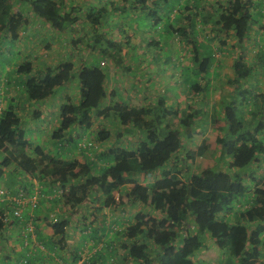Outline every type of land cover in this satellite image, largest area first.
Returning a JSON list of instances; mask_svg holds the SVG:
<instances>
[{
  "label": "trees",
  "instance_id": "trees-1",
  "mask_svg": "<svg viewBox=\"0 0 264 264\" xmlns=\"http://www.w3.org/2000/svg\"><path fill=\"white\" fill-rule=\"evenodd\" d=\"M18 1L28 3L38 17L57 30L54 35L59 37L56 42L59 46H68L72 42L69 51L73 52L74 61L81 63L78 69H74L73 61L66 59L37 68L33 57L26 56L14 64V71L20 75L19 79L15 78L17 86L22 85L27 99L35 102L49 98L55 88L72 79L78 82V98L67 99L59 106L58 124L51 131V144H55L58 150H54L55 153L46 151L44 145L31 146L23 128V115L13 99L0 111V177L11 168L13 173L38 174L42 194L32 207H38L41 199L51 205L49 211L54 214L48 221L52 226L49 239L54 237L57 242H66L72 216L83 205L91 211V217L97 219L102 207L116 204L122 208L131 200L138 201L144 209H139L129 224L117 230L123 236L118 244L123 251L114 256L112 253L116 250L113 246L105 245L80 264H98L96 261L105 255L112 257L107 264H208L196 256L200 249L209 247L207 238H210L209 244L219 250L217 264H264V166L261 171L254 170L255 166H260L257 162L264 155V135L261 134L264 131V90L256 84L251 88L249 85L239 86L242 79L252 76L254 67L238 51L231 67L233 76L225 79L228 86L234 83L238 89L232 90L230 100L211 113L213 117L221 113L224 123L213 126L216 129L214 138L203 136L197 143H192L197 133L202 134L200 126L206 121L198 119L200 115L197 114L202 113L208 104L203 100L202 110L194 109L193 99L207 85L203 87L199 79L192 77L197 73L202 76L208 73V62L213 56L210 42L218 34L207 33L205 39L196 36L195 16L201 17L203 22L210 19V15L204 12L206 7L199 6L200 0L196 4L199 12L192 10L187 24L170 25L174 32L185 37L188 29L186 38L193 57L192 68L189 66L192 75L184 74L181 79V83H187L185 88L190 94L185 95V101L182 100L184 106H179L181 100L177 98L169 102L178 106L171 117L169 113L173 111L166 108L163 97L153 107L129 105L125 101L103 102L108 95L105 86L107 73L100 61L87 63L82 60L93 48L105 60H122L120 55L124 44L113 43L114 40L106 36L107 29H103L105 5L86 6L70 0H0V49L5 43L3 40L16 38L29 22L24 11L17 8ZM255 4V0H228L225 6H221L231 23L230 31H222L234 35L240 47L244 46L253 24L258 22L264 29V13L262 15ZM211 7L215 10L217 6ZM252 8L257 11L253 12ZM77 21L89 24L91 30L81 32V27L70 28ZM63 33H68L69 37L64 38ZM3 54L6 53L1 50L0 70L8 60ZM74 70L76 77H73ZM7 83L0 77L1 92L6 90ZM243 104L247 106L246 115L238 113V105ZM156 108L157 113H153ZM149 114L150 118L144 116ZM96 116H109L119 121L121 129L131 136L136 135L134 142H120L121 130L116 131L115 141L101 144L115 134L110 128L101 127L96 135L101 146L95 157L84 162L71 156L66 158L73 147L81 148L79 141L89 136L85 130L94 123ZM73 128L82 132L81 138L75 140ZM135 130L141 133L137 134ZM215 145L220 154L214 156L216 161L194 171L196 157ZM224 157L228 158L227 163ZM179 161L185 164H179ZM218 163L221 166H216ZM248 166L250 169L243 173L238 170ZM149 173L160 175L149 180L144 187L141 175ZM128 183L130 186L126 188ZM47 185H51L49 190ZM62 187H65L62 192L54 194ZM20 188L32 192V189ZM96 193L102 199L100 206L93 200ZM101 193H104L103 197ZM32 216L19 219L25 224ZM16 218L18 216L13 215L9 204H0V235L17 221ZM93 230L91 236H98L96 229ZM0 243L3 245L4 241ZM77 245H74V257L80 258L81 249Z\"/></svg>",
  "mask_w": 264,
  "mask_h": 264
},
{
  "label": "crops",
  "instance_id": "crops-1",
  "mask_svg": "<svg viewBox=\"0 0 264 264\" xmlns=\"http://www.w3.org/2000/svg\"><path fill=\"white\" fill-rule=\"evenodd\" d=\"M70 1L72 3L85 4L86 6L105 5L106 6L105 13L108 16V19L118 18V16L121 15L122 13L125 14L128 8H131L130 13L137 12L139 15L141 14L142 16L145 13L147 14L149 12V14H152V15H149L150 17L149 21H152V24L155 21V19L159 17L158 16L159 13L158 14L156 13L158 12L157 9L147 7V6H152L154 3V0H130V3L129 1L126 2V0H70ZM159 1L161 2L162 0H159ZM166 1H169V0H166ZM198 1L199 0H197V2ZM215 1H217L218 5L222 4L223 6H225L228 3V0H226V2L225 0H215ZM255 1H256L255 6L258 5L257 6L259 7L258 10H260L263 15L264 0H255ZM18 2L19 3L17 4V8H20L24 11V14L28 18L29 22L27 23V25H25L24 27L20 29L19 34L16 38H13V39L11 38L12 41L14 39L17 40L16 45L19 48L18 52L22 54V57L15 59V61L11 60L10 62H8L10 59V56L7 55L9 54V51H8L9 48L5 46V43L1 44L0 52L1 50H3V52L7 53L4 56H8V60L6 62L7 64L4 63L3 66H1L0 77L2 78V80H5V83L6 82L8 83L5 86L7 91L6 90H4L3 92L0 91V111L3 110V108L8 104V102H10L11 99H13L15 104L19 105L17 110L19 111L21 115H23V121H25L26 119L29 120L30 114L32 115V118L34 119V121H31L32 126L29 123H27L26 126L30 125L32 129H35V130L38 129L36 130V132L30 131V134H27V137L30 139L32 143L31 146L43 144L45 146L44 149L46 151L50 150L48 152L52 154L53 152L55 153L56 151H58L57 149H55V144H51L52 143L51 142V139H52L51 131L58 124L57 118L59 119V114H58L59 106L63 101L67 99L73 100V99L78 98V95H79L78 82L76 79H73L72 81L71 85L75 88V93L73 97L70 94L71 86H67L60 93H57L59 89L57 87L55 88L54 93L49 98H46L40 102H35V100L33 99H27L24 91L21 89L22 85L17 86V81L15 78L18 77L19 79L20 75L14 71V67H15L14 64L18 61H21L24 55L31 56L30 53L33 54V64L37 68H43L47 65H55L58 62L62 60H66V59L73 61L74 69H78L81 63L80 61H77V62L74 61L75 57L73 56V52L70 53L69 51V49L72 48V46L70 45L59 46V43H56L58 42L57 38H59L54 35L57 32L56 29H53V27L49 26V24L44 19L38 17L30 9L28 3L26 4L23 1H18ZM183 2H184L182 3L183 6L180 9L173 7V10L171 12V17L173 19H176L178 15L181 16L180 18H178L177 24H181V22L187 24L188 19H189L188 16L192 10H196L195 12L197 13L199 12L198 11L199 9L197 7L193 9L191 1L187 0L185 2V0H183ZM211 3H212L211 0H200L199 6L201 7V5H204L206 7V10L204 12L210 15L209 20H214L213 14H215L216 11L211 6L213 5L216 6V5L214 3L213 5H211ZM124 7H126L125 11H123ZM219 8L220 7L218 6V10ZM138 9H141V10H138ZM252 11L256 12L257 10L252 8ZM168 17H169V20L171 21L170 15ZM261 17L263 18V16ZM199 18L201 19V17ZM142 19L145 21V23L147 22L146 18L142 17ZM171 23H174V22H171ZM170 25L171 24H169V26ZM89 26L90 25L85 22L77 21L73 23L72 26H70V28L79 29L81 27V30L82 29L91 30ZM171 27H175V26L171 25ZM259 28L260 27L258 25V22L253 24L249 30V35L246 37V39L243 42L244 46L240 47L236 44V37L234 35L228 33V35L226 34L225 36L224 31L219 30L218 27H214V32L219 33L220 31L222 32L223 36H225L221 40L222 45L219 50L224 52V50H227L228 48L233 47L232 48L233 56L231 60L232 63H233L234 57L238 55V52L240 50H246L249 48L248 43H251L252 47L255 45L256 52L254 55V59L245 57L244 56L245 54L243 55L247 61L252 62V64H254L257 67L256 71H253L252 74L257 73L258 70L264 68V32H263L264 30H260ZM105 29H107L106 31L110 32L112 28L111 26H109V27H106ZM144 33H142V35L145 36V38H147L148 43H145L144 41H142L143 44L154 45L156 43L157 38L154 37L155 38L154 39L153 34L150 31H149V34H144ZM174 33L176 32L173 31L172 34L174 35ZM46 36L49 39H45L47 38ZM168 36L170 37V35ZM26 37H28L27 38L28 42L25 39ZM163 39L169 41L167 36H164ZM183 40H184L183 41L184 46L188 44V40L186 37H184ZM30 43H32V45H30ZM131 47H128V45H127V49H124L123 47L122 53L129 52ZM97 51L98 50H96V48H93L92 50H90V52H87L86 57L83 58L82 61L87 62V63H92L96 60L100 61V59L104 57H102V55L98 53ZM227 52H230V51L227 50ZM222 57L223 55L220 56V59H222ZM106 63H107L106 66L103 67L106 69V73H107L105 84L106 82H109V81H112L113 83L110 85L109 88H107L106 86L108 95L103 100V102H105L106 100L107 101L105 103H111L114 101H125V102H128V104H130L129 98L131 94L132 95L131 100L135 99L137 101H140L139 104L137 103L135 105H147V106H152V107L156 106L157 101L160 98V96L156 94L154 95L153 91L149 90V88L152 85V82L150 83L151 79L148 80L150 78V75L147 73V69H146V66H144L143 60L140 66L136 65L137 71L139 70L137 73L136 79H135L136 83H134V85L130 84L129 86V87L132 86V87H136V88L139 87V88L137 89L134 88L135 91L131 89L130 94L128 92L122 93V88H120L121 87L120 84L122 81L120 82V79H119L121 77L119 76V73L116 72L118 68L120 69L121 67H125V68L130 67V64L127 63L125 58H122V60L117 61V62L109 61ZM225 63L226 62L223 61L222 65L226 66L227 64ZM228 67H232V64L231 66L227 65L226 68ZM118 85L119 87H116ZM126 86L128 87V85ZM186 92H187V89L185 88V86H183V89L181 90L180 94L185 97V95L187 94ZM166 108L169 109V106L167 105ZM157 110H158L157 108L154 109L153 113H157L156 112ZM144 116L147 118H150V114L144 115ZM73 129L75 130L76 128H73ZM121 130L123 129L120 128V129H117L116 131L118 132ZM135 133L140 134L141 131L135 130ZM45 134H48V136H45ZM135 137H136L135 135L131 136L130 133H126V131L123 130V136H121L119 140L122 143L128 144V143H133ZM111 140L112 139H110L108 142H110ZM106 141L107 139L103 140L101 144L102 143L106 144L107 143ZM113 141H115V139H113L111 142ZM61 156L65 158V155H61ZM263 156L264 155L260 156L259 158V161L261 160V163L264 160ZM12 170H13L12 168L5 170L3 175L0 177V189L4 190V192H2L1 197H0V204H4V205L9 204L11 206V209H13L14 206L17 208L16 204L18 202L16 200L17 199L16 196H17L19 189H21L20 187H26L28 190H31V189L33 190L34 187H36V185H38L40 181L38 174L35 172H32V173L15 172L13 173ZM47 188H48L47 190H49V188H51V185L49 186L47 185ZM41 200H40L39 206L36 208H33L27 200L22 201L20 203V206H18L20 215L18 216V218H16L17 221L14 224L9 225L6 228V230L3 232V234L0 235V241L2 243L4 241L3 245H1L0 243V264H80L81 262H84L86 258L88 257V256H81L80 258L74 257L75 256L74 252L76 250V247L74 245L78 244L77 246H79L80 237H82V239H85L88 237V233L83 234L84 230H82L79 233H77L76 235L77 238H73L72 235H70V234H74L75 236L76 234L75 229L73 228V223H71L68 226L67 235L69 234V236L67 235L65 236L66 242H62V243L57 242L56 241L57 238H54V237L49 239V235L52 231V226L48 221L52 219L51 215L54 214V212L49 211L51 210L50 209L51 205L47 203V200H43V201ZM108 207L111 208V206H108ZM114 208L117 209L116 207ZM122 210L123 208L120 210H116L115 213H112V211H110L109 214L112 213L113 215H105V213H102L101 217L98 218L96 222L93 223V228L97 227V230L102 232L101 234L103 235V239L105 240V243L103 245L101 243L100 247L94 248L93 252L97 251L98 249H102L105 245H109L108 243H111V244L114 243L116 247L119 246L118 244L121 242V238L120 240L116 238V236L113 235V234H116L115 230L112 231L111 229L121 230L125 226L123 222L127 220L129 211L127 208L126 210H123V211ZM117 211H120V212H117ZM29 215H33L32 216L33 218L32 217L30 218H32L33 220V225H34L33 234L34 235H32L29 232L28 233L24 232L25 224L27 222L24 224L23 219H19V218H22V216L28 217ZM77 226L79 225H75L74 227H77ZM84 241L87 242L86 239ZM105 250L103 249V251ZM111 261H112V257L109 258L107 257V255H105L104 258L96 262L98 264H107Z\"/></svg>",
  "mask_w": 264,
  "mask_h": 264
},
{
  "label": "rangeland",
  "instance_id": "rangeland-1",
  "mask_svg": "<svg viewBox=\"0 0 264 264\" xmlns=\"http://www.w3.org/2000/svg\"><path fill=\"white\" fill-rule=\"evenodd\" d=\"M128 1L130 3V0H128ZM186 1L187 0H185V2ZM189 1H191L193 8H196L197 0H189ZM211 1H212L211 4L214 3L217 6L215 9L216 12H215V14H213L214 20H209L207 22H203L202 19H200L197 15L195 16V19L197 21L196 22L197 27H195V29H196L195 32H196V36L199 39H205L204 36L207 33H210L209 35H212L214 33V27H218L219 30L231 29V27H230L231 23L228 20L227 15L224 13L223 8L221 7L223 5L222 4L218 5L217 1H215V0H211ZM225 2H226V0H225ZM182 3H184L183 0H169V1L162 0L161 2L159 0H155L152 6H148V7L157 9L158 12H156V13L157 14L159 13L158 14L159 17L157 19H155L153 24H152V21H149V19H150L149 15H152V14H149V12H148L147 14L145 13L142 16L141 14L139 15L137 12L130 13L131 8H128L125 14L122 13L124 15H122V14L119 15L118 18H116L117 20L116 19H108V16L106 15L105 21L103 23V29L111 26L112 29L110 30V32L107 31L106 36L108 38L113 39L114 40L113 43L118 42V43L124 44V49H127V45H128V47L132 46L129 52H127V53L124 52L120 55V58L126 59L127 63L130 64V67H128V68L121 67L120 69L118 68L116 70V72H118L119 76L121 77L119 79H120V82L122 81L120 84V86H121L120 88H122V93L128 92L130 94L131 89L134 90V88L135 89L139 88V87L136 88V87H132V86L129 87V86H130V84L134 85V83H136L135 79H136L137 73L139 71V70L137 71L136 65L140 66L141 62L143 60L144 66H146V69H147V73L150 75V78L148 80L151 79L150 83L152 82V85L149 88V90L153 91L154 95L156 94L160 97H163L166 100L167 105L169 106L170 112L173 110L175 111V108L178 107L175 103H173L172 105L169 104V102L172 99L177 98V99L181 100V101H179L180 102L179 106H181V105L184 106V102H182V100L185 101L184 100L185 97L183 95H181L180 93H181V90L183 89V86H185V84L187 86V83H185V84L181 83L182 82L181 79L185 77L184 74L188 75V76L192 75L190 73L191 68H192L191 61L193 60L192 52H191L192 47L190 44L189 45L186 44L184 46L183 45V43H184L183 38L185 36L179 34L176 31H175L176 33H174V35H173L172 32L174 30L169 26V24H171V25L176 27L177 22H178V18L173 19L171 17V12L173 10V7L180 9L183 6ZM218 6L220 7L219 10H218ZM138 10H141V9H138ZM169 15L171 17V21L169 20V17H168ZM114 17H116V16H114ZM138 17H139V19H138ZM142 17L147 19L146 23L142 19ZM192 17H193V15H192ZM222 21H224V22H222ZM171 22H174V23H171ZM220 23H221V26H220ZM259 29L264 30L261 28H259ZM80 31L85 32L86 30L82 29ZM149 31L153 34V38L154 37L157 38L156 43L154 45L143 44V42H142V41H144L145 43H148L147 38H145V36H143L142 33L145 32L144 34H149ZM186 31H187L186 35L189 36L188 29ZM164 34H166V35H164ZM168 35H170V37ZM224 35L226 36V33H224ZM164 36H167L169 41L164 40L163 39ZM225 36H223L222 32L219 31V33L215 36V39L211 40V42H210L212 44L213 56L210 57V60L208 62V64H209L208 65V73H205V75L203 74V76L201 74L197 73L192 77V79H194V78L199 79V82L203 87H205L206 85L208 87V88L205 87L202 90H200L201 92L199 93V95L193 99L194 109L197 108V109H201V110H202V101L203 100L208 101V104L204 106L202 113H200L201 110H198L200 113V114H197V115H200L198 119L206 120V121H203L204 124H202V126H200L202 134H200V133L196 134V136L192 142L193 144L197 143L201 139V137H203V136H207L210 138L215 137L216 129L213 126L215 124H223L224 123V117L222 116L221 113H219V115L217 117H213V115L211 113L216 111L215 109L221 108V106H223L225 103H227L230 100V93H233L232 90L238 89L235 87L234 83H231L228 86V84L226 83V80H225L228 77L233 76L232 75L233 72L231 70V67L226 68L227 65L231 66V64H232L231 60H232V56H233V54H232V52H233L232 48L233 47L227 49L230 52H227V50H224V52H222L218 49V47L219 48L221 47V45H222L221 40ZM63 37L67 39L69 37V34L63 33ZM27 38L28 37H26L25 39L27 40ZM212 38L213 37L211 36V39ZM3 41L5 42V46L9 48V50H8L9 54H7V53L6 54L10 56L12 61H15V59L22 57V54L20 52H18L19 48L16 45V41H17L16 39H14L12 41L11 38H8L6 41L5 40H3ZM249 41H251V40H249ZM27 42H28V40H27ZM128 42L131 46L128 44ZM30 45H32V43H30ZM64 46H65V44H64ZM70 46H72V42H70ZM248 47L249 48L246 50H240L239 53H241L243 55L245 54L244 55L245 57H249L251 59H254V55L256 52L255 51V45L252 47L251 43H248ZM4 55L5 54H3V56ZM30 55H31L30 57H33L32 53H30ZM221 55H223L222 59H220ZM24 57H26V56L24 55ZM207 61H208V59H207ZM223 61L226 62L225 63V64H227L226 66L222 65ZM106 62H109V61L106 60ZM110 62H113V61H110ZM189 66H191V68H189ZM253 67L255 69L254 71H256L257 67L254 64H253ZM113 71H114V69H113ZM75 73H76V71L73 73L74 74L73 77H76ZM123 76H124V78H123ZM72 80H70V82L67 84L59 86L57 93H60L67 86H71L70 87V94L73 97V95L75 93V88L71 85ZM241 82H242V84H239V86L245 87V85H249V88H251V85L256 84V87H258V85H260V88L262 90H264V68L258 70L257 73L252 74V76L249 75V77L246 80L242 79ZM112 83H113L112 81L106 82L107 88H109ZM126 85H128V87ZM116 87H119V85ZM206 88L208 90H207V92H204L206 90ZM186 93L190 94V91H187ZM251 93H253V92H251ZM253 97H254V95H252V98ZM131 98H132V95L130 94V98H129L130 104L129 105H135L137 103L139 104L140 101H137L135 99L131 100ZM246 108H247L246 104L238 105V113L240 114L243 112L246 115ZM174 111H173V113H169L170 117L174 116L173 115ZM57 120H58V118H57ZM31 121H34L31 114H30L29 120L26 119L25 121H23V128H25V130L27 131V134H30V131L36 132V130H38V129H36V130L32 129L30 127ZM36 121H37V119H36ZM27 123H29L30 125L26 126ZM37 123H38V121H37ZM120 125H121V123L119 121L118 122L114 121L109 116L107 118L105 116H96L94 118V123L89 128H86L85 132L86 131L89 132L88 135L95 141V145L99 146V140L96 138L98 129H100L101 127H107V128H110L113 133L115 132V134H113L111 137H109L106 141L107 143H110L113 139H116V130L118 128H120ZM77 129L78 128H76L75 130L73 129V134L76 137L75 140L77 138H81V133H82L80 130L77 131ZM261 134L264 135V131ZM45 136H48V134H45ZM110 139H112V140L110 142H108ZM81 141H82V139L79 142H81ZM100 146H101V144H100ZM215 146L216 147L209 149L202 156L196 157V159L193 161V167H192V169L194 171L199 170L200 168L205 167V166L216 161L214 156L219 154V150H218V146L217 145H215ZM69 147H71V145ZM96 152H97V148H94V147H90V148L73 147V150L70 151V154L69 153H68V155L66 154V158H69L71 156V158L75 157L78 160L84 162L89 158L95 157ZM223 159L226 160V163L228 162L227 157H224ZM263 159H264V156H263ZM179 164H185V163H181L179 161ZM259 164H260V166H255L254 170L261 171L263 169V166H264V160L262 161V163L260 160L258 165ZM216 166H221V164L218 163ZM250 166H248L245 169L238 168V170L240 171V173H243V172L247 171L248 169H250ZM182 169L185 170L184 168H182ZM45 170H46V167H45ZM158 175H160V173H149L147 175H142L143 176L142 183L144 184V187L146 186L145 183H147L149 180H151L152 178H154L155 176H158ZM129 186H130V183H128L126 185V188H128ZM123 188L124 187H122V189ZM101 194H102L101 196L103 197L104 193H101ZM115 194L117 196V190H115ZM93 200L97 201V206L101 205L102 199L99 197L98 193H96V195H94ZM114 207H116L117 209H115ZM122 208H123V210H126V208H127L129 211V214L127 216V220L125 222H123V224H125V226L133 220V218H134L133 216L135 215V213L139 209H144V207L138 201H131V200L127 201L125 203V205H123ZM122 208H120L119 205L112 204L111 208L110 207H102L101 214L105 213V215H113L112 213H115L116 210H120ZM60 210L62 211V209H60ZM110 211H112L111 214H109ZM117 212H120V211H117ZM90 213H91V211L87 210L86 206L83 205V206H81V208L78 211H76V214L74 213L72 216L73 228L75 229V233H76L75 236H74V234H72V237L77 238L76 237L77 233H79L82 230H84L83 231L84 234L88 233V237L86 238L87 242L84 241L85 239H81L82 237H80V239H79V246H80L79 249H81L80 252H81L82 256H89L90 254L93 253L94 248L100 247L101 243H102V245L105 243V240L103 239V235L101 234L102 232L97 230V227H95V228H96V231L98 233V236H91L90 235L91 233L93 234L95 232L93 230V223L96 222V220L101 217V214H99L97 216V219H95V218L91 217ZM66 214H67V212H66ZM75 225H79V226H77L78 228L74 227ZM111 230L112 231L115 230L116 234H113V235L116 236V238H118L119 240H120V238L123 237L117 231L118 229H111ZM207 240H208L207 242L211 243L210 238H207ZM209 243H208L209 247L208 248L204 247V248L200 249L199 252H197L196 256L200 257L202 260H204L208 264H217L218 263L217 255H219V250L214 245L209 244ZM108 244L112 245L113 249L116 250L112 253L113 255L118 254V252L123 251L120 246L116 247L114 243H112V244L108 243Z\"/></svg>",
  "mask_w": 264,
  "mask_h": 264
},
{
  "label": "built area",
  "instance_id": "built-area-1",
  "mask_svg": "<svg viewBox=\"0 0 264 264\" xmlns=\"http://www.w3.org/2000/svg\"><path fill=\"white\" fill-rule=\"evenodd\" d=\"M106 63V60L104 58H102L100 60V64L101 65H104ZM81 148H90V147H94L96 146L95 145V141L90 138L89 136H85L82 138V141L79 143ZM40 184L36 185V187H34V189L32 190L31 193H28L26 190L24 189H19L18 193H17V196H16V200H17V208L14 206V210H13V215L15 216H19L20 215V211H19V208L18 206H20V203L22 201H25L27 200L31 206H35L36 203H37V200H38V196L40 194H42V192H40ZM65 189V187H62V188H58L55 190V193L54 194H57V193H60L62 192L63 190ZM2 192H4V190L0 189V197H1V194ZM32 218H30L27 223L25 224V229H24V232L25 233H31L32 235L33 232H34V225H33V221L31 220Z\"/></svg>",
  "mask_w": 264,
  "mask_h": 264
},
{
  "label": "clouds",
  "instance_id": "clouds-1",
  "mask_svg": "<svg viewBox=\"0 0 264 264\" xmlns=\"http://www.w3.org/2000/svg\"><path fill=\"white\" fill-rule=\"evenodd\" d=\"M199 17V16H198ZM250 30V29H249ZM248 35H249V33H248ZM102 59V58H101ZM100 59V60H101ZM102 67H104V66H106V63L104 64V65H101ZM104 70L106 71V69L104 68ZM105 86H106V84H105ZM107 89V88H106ZM98 147H100V144H99V146H94V148H98Z\"/></svg>",
  "mask_w": 264,
  "mask_h": 264
}]
</instances>
